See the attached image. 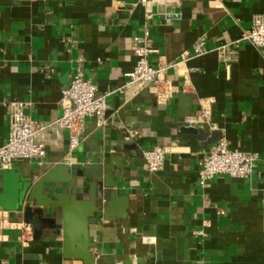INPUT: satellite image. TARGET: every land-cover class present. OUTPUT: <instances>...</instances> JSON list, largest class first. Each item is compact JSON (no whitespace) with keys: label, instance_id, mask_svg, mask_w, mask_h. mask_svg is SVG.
<instances>
[{"label":"crops","instance_id":"1","mask_svg":"<svg viewBox=\"0 0 264 264\" xmlns=\"http://www.w3.org/2000/svg\"><path fill=\"white\" fill-rule=\"evenodd\" d=\"M264 0H0V148L9 137L12 103H24L37 125L63 115V91L80 73L107 96V123L84 121L78 148L68 155L69 132H40L43 163L17 161L0 170V264H84L65 257L64 238L45 233L22 239L26 185L58 166L71 182L56 194L89 198L97 181L107 193L110 169L116 203L109 218L90 221L92 254L100 264H264V48L236 44ZM150 35L152 65L167 72L170 99L127 87L136 66L134 39ZM204 43L205 53L182 61ZM205 114L207 121L200 117ZM195 127L206 140L182 132ZM128 129L138 130L126 139ZM220 139L258 156L249 178L225 175L200 184V164ZM166 151L150 173L144 152ZM104 176V177H103ZM122 203H119V202ZM125 211V216L120 213ZM1 219V216H0ZM33 229V228H32Z\"/></svg>","mask_w":264,"mask_h":264},{"label":"built area","instance_id":"2","mask_svg":"<svg viewBox=\"0 0 264 264\" xmlns=\"http://www.w3.org/2000/svg\"><path fill=\"white\" fill-rule=\"evenodd\" d=\"M150 0H140V4L146 6ZM248 42L256 48H264V19H255L252 28L246 31L236 44ZM133 51L137 63L132 72L128 73L127 87H136L140 91H149L158 102L163 103L170 99L171 86L167 80V72L176 64L152 65L149 58L154 53L150 47V35L146 33L142 38L134 39ZM205 53L204 43L195 45L193 52L184 51L182 61L190 56H201ZM107 96L101 95L97 86L90 80H86L80 73L74 76L70 85L63 91V115L52 124L37 125L26 114L28 105L24 103H12L9 110V137L4 146L0 148V170H8L17 161L43 163L46 159V149L39 140L38 134L46 132L52 126L69 132L68 155H71L80 144V136L84 121L93 119L97 126L102 127L107 123L106 104ZM201 120L207 121L203 114ZM126 139H136L140 132L128 129L125 132ZM147 169L150 173L159 172L166 159V151L162 148H154L144 152ZM258 156L254 154L232 150L225 139H220L211 151L203 158L200 164V184L208 183L218 175L232 178H249L255 172ZM0 227L10 223L4 219L5 213L0 211ZM22 239L29 243L33 240V229L30 225L23 224Z\"/></svg>","mask_w":264,"mask_h":264},{"label":"water","instance_id":"3","mask_svg":"<svg viewBox=\"0 0 264 264\" xmlns=\"http://www.w3.org/2000/svg\"><path fill=\"white\" fill-rule=\"evenodd\" d=\"M182 132L192 138L206 140L203 131L195 127H187ZM105 175V189L110 190V201L99 205L107 193H98V183L102 174L98 173V180L91 185L89 198L80 200L77 193L56 194V184L69 183L73 180L68 177L66 168L58 166L35 185H26L30 205L23 211L24 222L33 228L35 239L40 240L45 233H53L64 238L65 257L75 258L84 264H100L92 254L95 245L90 241V221L103 212L106 218L113 216L112 209L116 203L115 186L111 183L110 169ZM74 182V181H73ZM119 203H122L121 201ZM125 216V211L120 213Z\"/></svg>","mask_w":264,"mask_h":264}]
</instances>
